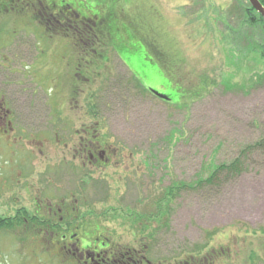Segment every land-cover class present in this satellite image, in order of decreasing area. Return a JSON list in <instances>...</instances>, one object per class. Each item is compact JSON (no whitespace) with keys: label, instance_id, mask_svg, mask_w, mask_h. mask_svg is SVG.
I'll return each mask as SVG.
<instances>
[{"label":"rangeland","instance_id":"374dc122","mask_svg":"<svg viewBox=\"0 0 264 264\" xmlns=\"http://www.w3.org/2000/svg\"><path fill=\"white\" fill-rule=\"evenodd\" d=\"M68 1L90 18L110 10L122 17L123 12L127 34L135 33L124 41L127 60L161 95H172L180 86L184 97L167 103L137 91L113 59L89 94L73 101L69 78L75 55L84 52L74 51V37L55 33L60 27L55 35L45 29L41 16L47 11L34 14L29 8L21 14H0V90L7 88L10 75L17 119L29 125L67 121L69 116L79 120L91 98L95 120L115 127L108 134L144 143V149L152 144V167L140 176L147 187L115 183L100 205L116 211L108 224L118 234L130 235L135 231L131 225L150 223L155 228V260H205L213 255L215 264H264V153L246 152L264 140V40L248 0H129L127 6L122 0H106L99 8L96 1ZM47 2L60 6L59 0ZM31 3L40 7L38 0ZM108 54L115 55L109 49ZM23 77L24 88H18ZM168 80L174 86L165 90ZM3 148L0 139V169ZM57 153L48 150L42 168ZM238 159L246 164L242 174L223 178L214 187L199 183L216 167ZM41 163L35 162L37 168Z\"/></svg>","mask_w":264,"mask_h":264},{"label":"flooded vegetation","instance_id":"af4514ba","mask_svg":"<svg viewBox=\"0 0 264 264\" xmlns=\"http://www.w3.org/2000/svg\"><path fill=\"white\" fill-rule=\"evenodd\" d=\"M31 2L0 0V14H21L29 8L34 14L47 11L54 19L63 14L62 2L57 6L54 2L38 0L39 8ZM82 12L85 11L77 10L76 20L83 22L78 27L87 39L74 37L71 41L74 51L84 52L75 55L69 78L73 83L68 94L73 101L89 94L90 86L101 80L113 59L124 68L131 84L132 81L139 84L145 93L160 99L155 95V92L161 94L159 90L143 79L140 70L127 60L126 44H113L103 38V32L96 34L95 28L85 24L92 18L81 15ZM44 15L47 14L41 17ZM108 49L115 55L110 56ZM10 77L7 88L0 90V139L5 151L0 169V264H215L213 255L211 261L186 256L173 261L164 257L155 260V228L150 223L146 227L131 225L135 231L125 236L108 224V216L113 218L116 211L103 210L100 205L106 203L115 183L145 188L140 176L146 172L144 168L149 173L152 167L151 143L150 149H144V143L112 137L107 129L115 127L95 120L97 110L90 103L91 98L82 106L81 110H88L83 111L79 120L69 116L67 121L57 118L58 123H20L18 110L13 109L17 93L15 90L14 95L10 89ZM23 79L26 81L19 78L18 88H24ZM165 96L169 99L167 103H175L172 97ZM59 106L56 105V110ZM76 108L80 109L78 104ZM48 150L58 153L48 157L42 168L41 161ZM37 160L41 163L38 168ZM100 195H103L101 199ZM18 257L20 261L15 262Z\"/></svg>","mask_w":264,"mask_h":264},{"label":"trees","instance_id":"16d2710c","mask_svg":"<svg viewBox=\"0 0 264 264\" xmlns=\"http://www.w3.org/2000/svg\"><path fill=\"white\" fill-rule=\"evenodd\" d=\"M62 1L63 5V14H61V16H59V18L54 19L52 16H49V14L44 15L42 18V23L44 24V26H46L47 31L51 32V34L55 35L54 32L58 35L64 36L66 39H72L73 37H75L76 39H87L86 34L83 32V30L79 29V25L83 24V22H78L76 20L77 18V10H74V5L71 4L68 0H60V2ZM87 1H96V3L98 4L97 8H99L100 5H103L106 0H83V4H86ZM113 2H118L119 0H112ZM129 0H122L123 5L127 6V2ZM260 3L264 6V0H259ZM73 6V7H72ZM83 9V8H82ZM81 10V9H79ZM250 13H255L257 17L256 23L260 25V30L259 33L262 34L261 39L264 40V18L258 14L251 6L249 8ZM83 11V10H82ZM85 24H89L90 28L93 29L95 28V33L97 34L98 32H103L105 34V40H109L111 41L113 44H124L125 40H129L130 38L133 37V35L135 34L133 31H131V34H127L128 28H127V23H126V18L122 12V17H118L117 14L115 13L114 10H110L105 16L103 17H98V16H94L92 17V19L90 21H85ZM58 27L63 28V29H59L58 31L55 30ZM55 30V31H54ZM74 31V35L73 32ZM91 39L95 38V37H90ZM255 40V38H253ZM151 46V44H150ZM123 48V47H121ZM264 51V50H263ZM179 63L181 64V61H179L176 64H173V67L175 68V66H180ZM176 72V70H175ZM178 81V80H176ZM132 85H134L135 88H137L136 90L138 91H143L142 87L138 84H135L132 81ZM208 85V83L206 81H202L201 86L203 88H206ZM173 84L171 80H168V82H164L163 83V87L165 88V90H170L173 89ZM179 89L175 90V92L172 95H169L170 97H172L173 102L175 103H179L180 100L184 97L183 95H181V90L182 87L178 86ZM201 93V92H199ZM198 93V94H199ZM194 96H198L197 94L193 95ZM190 97H192L190 95ZM263 152L264 153V140L260 141L259 143L255 144L254 146H251L249 148L246 149L247 153H251V152ZM245 163H243V161H241V159L236 160L235 162H233L232 164H227V165H221L219 167H216L215 170L213 171V173L210 175V177L208 179H206L205 181H201L199 182L201 185L203 186H210V187H214L216 186L217 182H220L223 178H228L230 177H235L238 176L240 174H242L245 171ZM175 194V191L171 190L170 194L171 196H173ZM210 256V255H209ZM212 257V255H211ZM209 261H211V258H209Z\"/></svg>","mask_w":264,"mask_h":264},{"label":"water","instance_id":"95a60500","mask_svg":"<svg viewBox=\"0 0 264 264\" xmlns=\"http://www.w3.org/2000/svg\"><path fill=\"white\" fill-rule=\"evenodd\" d=\"M251 7L264 18V6L260 3L259 0H248ZM155 95L160 97L162 100L166 101L169 100L166 96L160 95L159 93L155 92Z\"/></svg>","mask_w":264,"mask_h":264}]
</instances>
